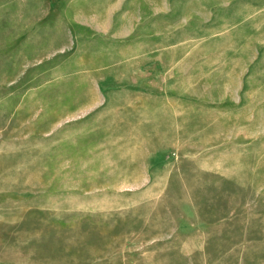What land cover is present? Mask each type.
Here are the masks:
<instances>
[{"label":"rangeland","instance_id":"obj_1","mask_svg":"<svg viewBox=\"0 0 264 264\" xmlns=\"http://www.w3.org/2000/svg\"><path fill=\"white\" fill-rule=\"evenodd\" d=\"M112 1L0 0V264H264V149L239 137L169 153L147 183L122 182L143 169L52 166L37 100L62 72L15 45Z\"/></svg>","mask_w":264,"mask_h":264},{"label":"crops","instance_id":"obj_2","mask_svg":"<svg viewBox=\"0 0 264 264\" xmlns=\"http://www.w3.org/2000/svg\"><path fill=\"white\" fill-rule=\"evenodd\" d=\"M39 29L15 46L62 72L37 100L53 167L147 183L208 137L263 151L264 0H114Z\"/></svg>","mask_w":264,"mask_h":264}]
</instances>
